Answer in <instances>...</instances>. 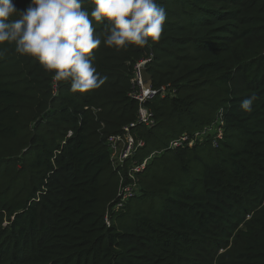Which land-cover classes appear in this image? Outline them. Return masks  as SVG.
Returning a JSON list of instances; mask_svg holds the SVG:
<instances>
[{"label":"trees","instance_id":"obj_1","mask_svg":"<svg viewBox=\"0 0 264 264\" xmlns=\"http://www.w3.org/2000/svg\"><path fill=\"white\" fill-rule=\"evenodd\" d=\"M157 3L167 19L144 48H108L95 25L105 82L88 93L0 46V264H264V0ZM142 61L150 87L166 89L144 105L151 128H138L132 97ZM219 112L216 144L168 149ZM129 126L145 142L137 159L149 160L116 211L129 182L106 142Z\"/></svg>","mask_w":264,"mask_h":264},{"label":"clouds","instance_id":"obj_2","mask_svg":"<svg viewBox=\"0 0 264 264\" xmlns=\"http://www.w3.org/2000/svg\"><path fill=\"white\" fill-rule=\"evenodd\" d=\"M84 3L30 0L18 10L14 0H0V46L14 44L19 55L53 73L54 81H70L73 93H88L105 82L93 63L102 43L96 24L104 25V45L116 51L144 48L161 38L167 13L157 0H89L90 10ZM255 99H243L241 110L251 113Z\"/></svg>","mask_w":264,"mask_h":264},{"label":"built area","instance_id":"obj_3","mask_svg":"<svg viewBox=\"0 0 264 264\" xmlns=\"http://www.w3.org/2000/svg\"><path fill=\"white\" fill-rule=\"evenodd\" d=\"M148 61H142L135 66L134 71V92L132 97L138 102V128H151L154 125V119L149 111L144 106L147 101L152 100L156 96L164 97L166 89L162 87L160 90H154L151 87L144 88L140 79V68L145 67ZM133 126V125H132ZM132 126L125 127L123 131L116 135H111L107 138V146L112 160V165L121 180V184L125 181L128 184L121 186L118 193L119 201L115 205V210H121L126 201L135 195L137 189V174L144 170L149 158L139 161L136 155L145 147V142L138 139L136 131ZM223 120L222 114L219 112L215 120L204 127L200 132L193 135V138L184 133L177 139L169 142L168 149H179L187 145L193 147L196 139H203L204 137H212L214 144L217 140L222 139L223 136ZM134 128V127H133ZM137 128V130H138ZM133 130V131H132ZM71 133H69L70 135ZM157 151L156 154H160ZM155 153H153L154 155Z\"/></svg>","mask_w":264,"mask_h":264},{"label":"water","instance_id":"obj_4","mask_svg":"<svg viewBox=\"0 0 264 264\" xmlns=\"http://www.w3.org/2000/svg\"><path fill=\"white\" fill-rule=\"evenodd\" d=\"M140 79L144 88H149L151 84V75L147 72L146 67L140 68Z\"/></svg>","mask_w":264,"mask_h":264},{"label":"rangeland","instance_id":"obj_5","mask_svg":"<svg viewBox=\"0 0 264 264\" xmlns=\"http://www.w3.org/2000/svg\"><path fill=\"white\" fill-rule=\"evenodd\" d=\"M159 155V154H158ZM4 225H6V223H4ZM221 252V251H220Z\"/></svg>","mask_w":264,"mask_h":264}]
</instances>
